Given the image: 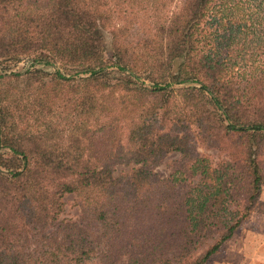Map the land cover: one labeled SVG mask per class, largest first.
<instances>
[{
    "label": "trees",
    "instance_id": "trees-1",
    "mask_svg": "<svg viewBox=\"0 0 264 264\" xmlns=\"http://www.w3.org/2000/svg\"><path fill=\"white\" fill-rule=\"evenodd\" d=\"M24 58L61 71L0 74V264H205L264 213V0H0Z\"/></svg>",
    "mask_w": 264,
    "mask_h": 264
},
{
    "label": "rangeland",
    "instance_id": "rangeland-1",
    "mask_svg": "<svg viewBox=\"0 0 264 264\" xmlns=\"http://www.w3.org/2000/svg\"><path fill=\"white\" fill-rule=\"evenodd\" d=\"M106 54L105 58L108 64L112 62V52L110 49L109 34L105 36ZM35 68L44 69L47 71L60 70L58 65L54 67H47L42 64H32ZM30 59L24 58L16 64L6 65L0 63V74L6 73L10 75L12 73H25L27 70L33 68ZM148 84V83H146ZM200 153L210 154L213 159L217 157V151L211 149L199 148ZM179 160V154L171 153L161 160L152 170L160 178H167L172 173L176 162ZM132 165H116L114 168V176L117 177L120 174L129 171ZM260 199L264 201V186L262 187ZM64 210L60 216V219L67 221H77L80 216L79 208L75 205V196L66 195L63 198ZM260 245V246H259ZM259 250V252H257ZM257 252V253H256ZM247 254L249 261H256L257 264H263L259 258L254 259V255L257 257L264 255V213H253L250 219L243 223L242 226L235 232L230 242H226L222 249L213 256L205 264H240L239 255ZM262 259V258H260ZM241 260V264H242Z\"/></svg>",
    "mask_w": 264,
    "mask_h": 264
},
{
    "label": "crops",
    "instance_id": "crops-1",
    "mask_svg": "<svg viewBox=\"0 0 264 264\" xmlns=\"http://www.w3.org/2000/svg\"><path fill=\"white\" fill-rule=\"evenodd\" d=\"M232 238H233V237H232ZM230 241H231V240H229L228 242H230ZM259 246H260V245H259ZM257 252H259V250H257ZM257 252H256V253H257ZM255 255H256V254H255ZM255 255L253 256L254 259L260 257V258H262V259L259 258V260L264 264V255H263V257L260 256L261 254L258 255L257 257H256ZM239 257H240V260H239V261H240V264H241V260L243 261L242 264H257L255 260H254V261L252 260V261L250 262L249 259H248L249 256H248L247 254L239 255Z\"/></svg>",
    "mask_w": 264,
    "mask_h": 264
}]
</instances>
